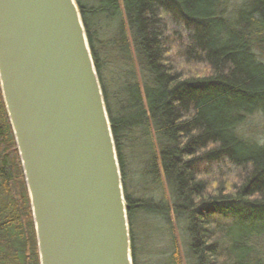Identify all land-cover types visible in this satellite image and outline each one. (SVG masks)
Segmentation results:
<instances>
[{"label":"trees","instance_id":"obj_1","mask_svg":"<svg viewBox=\"0 0 264 264\" xmlns=\"http://www.w3.org/2000/svg\"><path fill=\"white\" fill-rule=\"evenodd\" d=\"M76 1L121 165L133 264H142L140 213L170 231L167 264H264V129L260 140L240 134L250 117H264V0L234 10L230 0ZM105 20L115 24L112 40L100 36ZM137 148L142 175L156 184L142 198L128 188ZM0 264H40L1 88Z\"/></svg>","mask_w":264,"mask_h":264},{"label":"water","instance_id":"obj_2","mask_svg":"<svg viewBox=\"0 0 264 264\" xmlns=\"http://www.w3.org/2000/svg\"><path fill=\"white\" fill-rule=\"evenodd\" d=\"M0 88L40 264H133L121 165L76 0H0Z\"/></svg>","mask_w":264,"mask_h":264},{"label":"rangeland","instance_id":"obj_3","mask_svg":"<svg viewBox=\"0 0 264 264\" xmlns=\"http://www.w3.org/2000/svg\"><path fill=\"white\" fill-rule=\"evenodd\" d=\"M238 4H240V0H230L228 9L234 10L238 6ZM114 27L115 24L113 22H110L109 20L103 21L102 25L100 26V36L105 39L112 40ZM110 56L111 58L113 57L111 54ZM135 69L140 76H143V68L139 66V64H136ZM262 129H264V117L257 115L250 117L247 120V122L240 128V134L244 137L254 136L260 140L262 137ZM134 154L136 156L134 158L131 157L130 161L128 162L129 191L135 198L145 197L146 195H150L151 192L156 194L155 192H153L156 184L151 186L152 179L150 178V176H143L141 172V162H139V159L145 156L143 155V150L141 148H137L134 151ZM161 190L167 200L173 202L172 190L170 185L166 181L164 182L163 188ZM155 191L158 192L157 190ZM140 214L141 215L137 214L134 216L138 241L137 247H139L138 251H136L137 257H139L140 255L139 258H141L142 264H167L172 254L169 247L170 231L165 227L164 222L159 217L158 219L153 215H145L144 217H142L144 213ZM176 232L180 237L182 249L184 251V254L186 255V241H188L187 235L181 228L179 230H176Z\"/></svg>","mask_w":264,"mask_h":264}]
</instances>
